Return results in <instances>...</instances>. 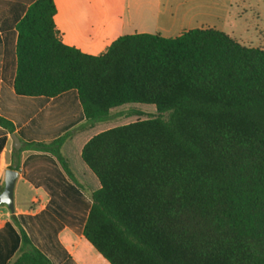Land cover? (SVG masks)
<instances>
[{
    "label": "trees",
    "instance_id": "1",
    "mask_svg": "<svg viewBox=\"0 0 264 264\" xmlns=\"http://www.w3.org/2000/svg\"><path fill=\"white\" fill-rule=\"evenodd\" d=\"M55 13L35 0L17 22L13 89L77 92L84 123L23 150L85 185L83 239L108 264H264V50L193 29L123 35L91 56L61 42ZM11 216L20 247L9 264H51Z\"/></svg>",
    "mask_w": 264,
    "mask_h": 264
},
{
    "label": "crops",
    "instance_id": "2",
    "mask_svg": "<svg viewBox=\"0 0 264 264\" xmlns=\"http://www.w3.org/2000/svg\"><path fill=\"white\" fill-rule=\"evenodd\" d=\"M34 1L0 0V117L14 126L13 133L0 127V184L7 169L18 171L14 213L0 206V264H9L20 247L11 215L51 264H108L82 237L91 207L85 185L70 180L51 155L23 150L25 143L53 141L84 123L75 90L52 98L14 92L15 26ZM53 1L61 42L91 56L103 54L123 35L175 38L193 29L217 30L242 46L264 50V0H122L121 10L120 0ZM37 192L46 199L39 201ZM62 232L76 239L72 249L60 242Z\"/></svg>",
    "mask_w": 264,
    "mask_h": 264
},
{
    "label": "water",
    "instance_id": "3",
    "mask_svg": "<svg viewBox=\"0 0 264 264\" xmlns=\"http://www.w3.org/2000/svg\"><path fill=\"white\" fill-rule=\"evenodd\" d=\"M12 139L15 142L14 147L19 148L20 143L18 139L14 135H12ZM17 176L18 171H15L13 169H7L4 172L3 189L0 193V203L4 204L11 213H14L13 191Z\"/></svg>",
    "mask_w": 264,
    "mask_h": 264
},
{
    "label": "rangeland",
    "instance_id": "4",
    "mask_svg": "<svg viewBox=\"0 0 264 264\" xmlns=\"http://www.w3.org/2000/svg\"><path fill=\"white\" fill-rule=\"evenodd\" d=\"M124 7L122 0H120V6L119 9L121 10ZM124 117V112L121 111L113 116V120L118 121L121 120ZM7 209V208H6Z\"/></svg>",
    "mask_w": 264,
    "mask_h": 264
}]
</instances>
